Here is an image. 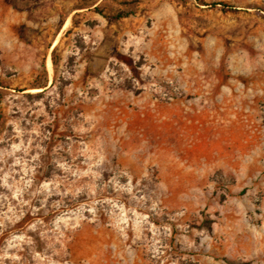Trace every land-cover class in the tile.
<instances>
[{
	"label": "rangeland",
	"instance_id": "obj_1",
	"mask_svg": "<svg viewBox=\"0 0 264 264\" xmlns=\"http://www.w3.org/2000/svg\"><path fill=\"white\" fill-rule=\"evenodd\" d=\"M0 111V264H264V0H0Z\"/></svg>",
	"mask_w": 264,
	"mask_h": 264
},
{
	"label": "trees",
	"instance_id": "obj_2",
	"mask_svg": "<svg viewBox=\"0 0 264 264\" xmlns=\"http://www.w3.org/2000/svg\"><path fill=\"white\" fill-rule=\"evenodd\" d=\"M209 5L211 7L229 8L225 2H213ZM95 10L98 11V13L100 15L107 18L108 20H119V19H121L123 17H127V16H129V14H131L130 12H126V11H120V12L115 13V14H106L104 11H99L98 6L95 7ZM1 115H2V113L0 111V118H1Z\"/></svg>",
	"mask_w": 264,
	"mask_h": 264
},
{
	"label": "bare ground",
	"instance_id": "obj_3",
	"mask_svg": "<svg viewBox=\"0 0 264 264\" xmlns=\"http://www.w3.org/2000/svg\"><path fill=\"white\" fill-rule=\"evenodd\" d=\"M51 65V64H50Z\"/></svg>",
	"mask_w": 264,
	"mask_h": 264
}]
</instances>
